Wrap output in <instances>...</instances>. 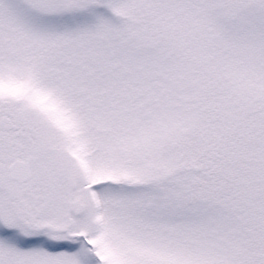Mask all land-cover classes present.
<instances>
[{"label":"snow or ice","instance_id":"snow-or-ice-1","mask_svg":"<svg viewBox=\"0 0 264 264\" xmlns=\"http://www.w3.org/2000/svg\"><path fill=\"white\" fill-rule=\"evenodd\" d=\"M0 264H264V0H0Z\"/></svg>","mask_w":264,"mask_h":264}]
</instances>
